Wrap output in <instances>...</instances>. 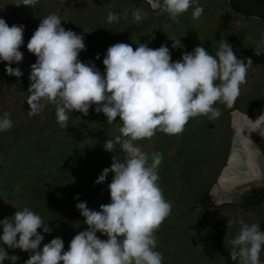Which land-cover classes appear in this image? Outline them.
<instances>
[{
	"label": "rangeland",
	"instance_id": "1",
	"mask_svg": "<svg viewBox=\"0 0 264 264\" xmlns=\"http://www.w3.org/2000/svg\"><path fill=\"white\" fill-rule=\"evenodd\" d=\"M17 3L19 0H0V18L9 26L24 25V44L19 49L23 60L11 65L19 67L23 76L7 75L6 62H0V115L10 113L13 122L9 130L0 132V220L24 207L33 211L27 187L51 178L69 184L72 191L84 197L89 209L99 211L102 204L110 203L108 184L113 173L102 184L94 182L103 169L111 166L114 154L105 151L103 145L120 135L119 117L108 125L107 118L96 113L93 105L86 116L75 110L69 114L65 130L57 123L53 104H46L35 116L27 114L30 66L36 61L27 43L42 18L54 13L66 30L83 35L86 48L78 58L93 62L101 73L107 49L116 43L130 44L133 50L136 42L153 49L166 44L176 61L197 46L214 55L224 39L238 59L251 58L253 62L234 104L229 107L217 102L214 107L221 112L219 118L199 115L190 118L179 134L157 131L152 138L136 144L146 153H161L163 158L181 152L176 171L159 175L158 181L171 204L170 215L155 232L156 250L162 253L163 264H239L238 259L230 258V241L242 224H258L259 209H240L229 203L202 212L197 198L205 189L214 200L223 197L214 187L231 147V112L236 109L255 119L261 111L264 54L254 55V47L264 38V19L235 13L228 0H199L204 9L199 19H193L190 7L175 20L167 12L153 10L144 0H38L29 7ZM136 9H142L146 18L134 21L132 12ZM109 11L119 20L109 24ZM174 40H180L182 47L173 49ZM97 236L107 239L99 232ZM70 241L64 243L65 251ZM4 247L9 255L19 257L17 264L29 258V252Z\"/></svg>",
	"mask_w": 264,
	"mask_h": 264
},
{
	"label": "clouds",
	"instance_id": "2",
	"mask_svg": "<svg viewBox=\"0 0 264 264\" xmlns=\"http://www.w3.org/2000/svg\"><path fill=\"white\" fill-rule=\"evenodd\" d=\"M38 0H19L17 6H33ZM153 10L167 12L175 18L193 7V19L204 12L199 0H147ZM134 21L146 18L142 9L132 12ZM119 16L107 13L109 24ZM56 14L42 18L27 43V50L36 56L29 74L30 85L26 102L27 114H39L46 104L55 106L57 123L67 129L69 114L78 111L88 115L95 105L96 113H103L111 125L119 117L120 135L108 139L104 150L113 153L111 166L103 169L95 184H108L110 203L100 210L89 209L86 202L75 207L85 218L86 230L80 231L64 250L62 238L43 244L50 233L43 218L28 207L17 210L11 217L0 220V264H17L19 257L9 255L8 249L29 252L24 264H163L162 253L156 250L155 235L161 223L171 213V204L158 183V168L163 156L159 152L146 153L136 141L152 138L157 131L176 135L184 130L190 118L205 115L217 119L221 112L217 102L231 107L240 86L246 83L251 58L238 59L231 45L223 39L214 55L202 46L184 52L173 61L166 44L150 48L137 43H116L108 47L104 71L78 57L86 48L83 35L66 30ZM24 25L6 23L0 18V62H6L5 72L20 78L23 72L12 67L23 60L19 49L24 44ZM182 47L174 40L172 48ZM254 55L264 54V38L254 47ZM95 59H100L99 54ZM252 130L264 129V114L253 122ZM10 113L0 115V132L12 127ZM121 153L123 157H121ZM78 199V195L74 197ZM106 236L100 239L97 233ZM231 260L239 264H262L259 259L264 245V231L257 223L242 224L231 239Z\"/></svg>",
	"mask_w": 264,
	"mask_h": 264
},
{
	"label": "trees",
	"instance_id": "3",
	"mask_svg": "<svg viewBox=\"0 0 264 264\" xmlns=\"http://www.w3.org/2000/svg\"><path fill=\"white\" fill-rule=\"evenodd\" d=\"M230 8L242 16H254L264 19V0H228ZM181 152L163 158L158 168V175L164 176L176 171L177 161ZM29 203L33 212L39 214L51 229L50 233H44L43 244L49 243L53 238L60 237L63 242L72 240L80 231L86 230L84 217L75 207L79 202H85L84 197L72 191L69 184L58 182L51 178L43 184L29 185ZM78 195V199H75ZM197 204L202 212L218 209L222 205L215 203L208 189L200 193Z\"/></svg>",
	"mask_w": 264,
	"mask_h": 264
},
{
	"label": "flooded vegetation",
	"instance_id": "4",
	"mask_svg": "<svg viewBox=\"0 0 264 264\" xmlns=\"http://www.w3.org/2000/svg\"><path fill=\"white\" fill-rule=\"evenodd\" d=\"M250 144L253 151L249 150L254 154V169L256 173L250 174V179L238 181L231 186L222 184L219 179L218 183L220 182L221 187L218 191H231L229 194L231 197L230 201H224L219 205L230 203L240 209L258 208L261 214L258 224L260 225L261 231H264V137H256L250 141ZM225 165L226 162L218 177L221 175ZM244 166L242 167L245 169Z\"/></svg>",
	"mask_w": 264,
	"mask_h": 264
},
{
	"label": "bare ground",
	"instance_id": "5",
	"mask_svg": "<svg viewBox=\"0 0 264 264\" xmlns=\"http://www.w3.org/2000/svg\"><path fill=\"white\" fill-rule=\"evenodd\" d=\"M233 124L236 128L235 144L233 147V154L231 155L230 164L227 171L220 176L222 184L231 186L234 183L250 179V174H255L254 169V154L249 148V140L245 135L248 131H253L250 123L242 121L238 113L233 114ZM259 132V130H255ZM264 132V129H262ZM250 149V150H249ZM245 165V169L242 167ZM220 182L214 187V191L220 188ZM264 256V245L261 247L259 256L260 261Z\"/></svg>",
	"mask_w": 264,
	"mask_h": 264
},
{
	"label": "water",
	"instance_id": "6",
	"mask_svg": "<svg viewBox=\"0 0 264 264\" xmlns=\"http://www.w3.org/2000/svg\"><path fill=\"white\" fill-rule=\"evenodd\" d=\"M144 1L147 2V0H144ZM235 113H238V114H239V116L241 117L242 121H245V122H248V123H249V121H248V119H247V117H248L249 119H251V120L254 122L255 119H256L259 115L264 114V94H263V98H262L261 111H260L259 115H258L255 119H252L250 116H248V115H246V114H244V113H241L240 111H238V110H236V109L233 110V111L231 112V127H232V129H233V135H232V138H231V147H230V151H229L228 158H227V161H226V165H225V167L223 168V170H222V172H221V175L223 174V172H225V171L228 170L227 167H228L229 164H230L231 155L233 154L232 152H233V147H234V144H235V136H236V128H235V126H234V124H233V114H235ZM262 133H264V132H262ZM245 135L247 136V138H248V140H249V148H250L252 151H253V149H252V146H251V144H250V141H252V140H253L254 138H256V137H264V135H261L260 132H256V131H248ZM221 175H220V176H221ZM220 176L218 177L215 186L218 185V181H219ZM230 192H231V191H221V194L223 195V197H221L219 200H215V203L220 204V203H222V202H224V201H230V199H231V197L229 196ZM261 262H262V264H263V262H264V258H262Z\"/></svg>",
	"mask_w": 264,
	"mask_h": 264
}]
</instances>
